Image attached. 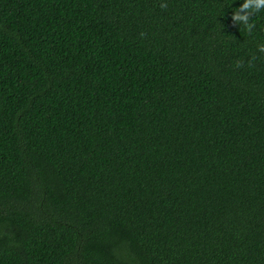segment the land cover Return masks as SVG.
I'll list each match as a JSON object with an SVG mask.
<instances>
[{
  "label": "trees",
  "instance_id": "1",
  "mask_svg": "<svg viewBox=\"0 0 264 264\" xmlns=\"http://www.w3.org/2000/svg\"><path fill=\"white\" fill-rule=\"evenodd\" d=\"M230 3L0 0V264H264V10Z\"/></svg>",
  "mask_w": 264,
  "mask_h": 264
},
{
  "label": "clouds",
  "instance_id": "2",
  "mask_svg": "<svg viewBox=\"0 0 264 264\" xmlns=\"http://www.w3.org/2000/svg\"><path fill=\"white\" fill-rule=\"evenodd\" d=\"M164 7V5H161ZM232 7L231 18L233 22H238L239 26H243V28L251 33L255 24L250 17L254 13H259L261 10H264V0H241V2L232 6V0L229 4ZM258 52L264 53V42H258L256 45ZM236 65L240 66V61H236Z\"/></svg>",
  "mask_w": 264,
  "mask_h": 264
}]
</instances>
